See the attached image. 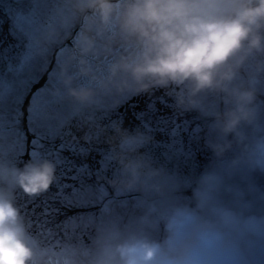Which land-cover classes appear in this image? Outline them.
<instances>
[{"label":"rangeland","instance_id":"rangeland-1","mask_svg":"<svg viewBox=\"0 0 264 264\" xmlns=\"http://www.w3.org/2000/svg\"><path fill=\"white\" fill-rule=\"evenodd\" d=\"M0 2V264H264V0Z\"/></svg>","mask_w":264,"mask_h":264},{"label":"trees","instance_id":"trees-1","mask_svg":"<svg viewBox=\"0 0 264 264\" xmlns=\"http://www.w3.org/2000/svg\"><path fill=\"white\" fill-rule=\"evenodd\" d=\"M3 26H5V23L3 25L2 22H0V30H3L5 28H3ZM171 89L172 87L167 85L164 90H154L151 87L150 89H148V91L137 93V95H135L133 98H131L130 101L127 102L128 108L126 114H123V116L125 117V119L128 120V122L125 121V123L123 124V122L120 121L119 125L115 126L113 129H110L108 131L109 135L103 134L101 136H98L99 138L101 137V139L96 140L95 138H92V146H90V143L87 142L90 139L85 140L88 144H83L82 146L84 147L82 148L89 149L93 147L92 149L95 150V152L101 148H104L106 152L111 151V149H113L115 153L120 140L126 135L132 133L133 130L137 129L141 125V122L144 120V118L147 116L148 112L152 115H156L158 113L170 115L172 114L174 119L178 123H180V125H184L186 122H190V124L192 125L197 122H203L207 118H211L210 115H204L199 109H188L187 107L184 108L185 106H183V103H181L182 101H180V97L177 90L175 92H172ZM152 91H156V93L158 92L159 95H151ZM24 156L29 157V153L25 152ZM30 160V158H24V160H22V164H25V161L30 162ZM83 163L85 164V162ZM116 163L117 160L114 159V166L110 167L107 173L108 178L112 176V171ZM38 188L45 189V186H41ZM85 211L86 206L82 204L71 206L68 209V212L71 214H81ZM37 237L39 240H41V237Z\"/></svg>","mask_w":264,"mask_h":264},{"label":"flooded vegetation","instance_id":"flooded-vegetation-1","mask_svg":"<svg viewBox=\"0 0 264 264\" xmlns=\"http://www.w3.org/2000/svg\"><path fill=\"white\" fill-rule=\"evenodd\" d=\"M102 1H106V0H100V4L102 3ZM3 3L2 2H0V11H2V5ZM100 4H98V5H100ZM5 30H2V31H0V36L2 35L1 33L2 32H4ZM4 35H5V32H4ZM135 95H137V93L135 94ZM134 95V96H135ZM134 96H132V98L134 97ZM244 110H245V112L247 113V112H249L250 111V113L251 114H255V115H258V116H260V117H262V118H264V110L261 112V110H259V111H257L258 112V114H256L254 111H252V109L251 108H248V109H246V108H244ZM260 119L259 121L260 122H263V120L264 119ZM260 128H261V126H260ZM258 153V152H257ZM198 157H201L202 159H205V160H203V161H201V164L202 165H205V164H209V161L212 159H214V157L212 156V155H209V154H207V155H201L200 153L197 155Z\"/></svg>","mask_w":264,"mask_h":264},{"label":"bare ground","instance_id":"bare-ground-1","mask_svg":"<svg viewBox=\"0 0 264 264\" xmlns=\"http://www.w3.org/2000/svg\"><path fill=\"white\" fill-rule=\"evenodd\" d=\"M156 88V87H155Z\"/></svg>","mask_w":264,"mask_h":264}]
</instances>
